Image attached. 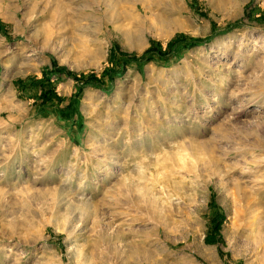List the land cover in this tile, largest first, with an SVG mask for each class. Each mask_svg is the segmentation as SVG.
<instances>
[{"label":"rangeland","instance_id":"1","mask_svg":"<svg viewBox=\"0 0 264 264\" xmlns=\"http://www.w3.org/2000/svg\"><path fill=\"white\" fill-rule=\"evenodd\" d=\"M0 264H264V0H0Z\"/></svg>","mask_w":264,"mask_h":264},{"label":"trees","instance_id":"2","mask_svg":"<svg viewBox=\"0 0 264 264\" xmlns=\"http://www.w3.org/2000/svg\"><path fill=\"white\" fill-rule=\"evenodd\" d=\"M194 42H195V39H187L186 37H183V36H176V37L172 38L171 41H168L167 48L171 52H176L177 50H179L183 47H187L188 45H190ZM149 51L150 50L147 49L145 51V53H143V56L148 54L147 52H149ZM159 56H160V53H159ZM146 59H148V57H146ZM125 60H129V59H125Z\"/></svg>","mask_w":264,"mask_h":264},{"label":"bare ground","instance_id":"3","mask_svg":"<svg viewBox=\"0 0 264 264\" xmlns=\"http://www.w3.org/2000/svg\"><path fill=\"white\" fill-rule=\"evenodd\" d=\"M166 22H168L169 20L168 19H165Z\"/></svg>","mask_w":264,"mask_h":264}]
</instances>
